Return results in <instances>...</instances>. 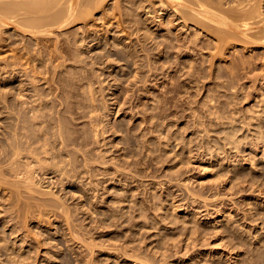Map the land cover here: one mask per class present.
Returning <instances> with one entry per match:
<instances>
[{
    "label": "rangeland",
    "instance_id": "374dc122",
    "mask_svg": "<svg viewBox=\"0 0 264 264\" xmlns=\"http://www.w3.org/2000/svg\"><path fill=\"white\" fill-rule=\"evenodd\" d=\"M113 1L66 35L0 33V139L47 147L29 143L25 155L35 154L14 164L36 176L12 170L9 154L3 178L51 191L26 208V186L11 199L0 182V264H264V44L240 35L224 47L172 9L146 15L130 0L121 17ZM55 123L68 147L51 142Z\"/></svg>",
    "mask_w": 264,
    "mask_h": 264
},
{
    "label": "bare ground",
    "instance_id": "6f19581e",
    "mask_svg": "<svg viewBox=\"0 0 264 264\" xmlns=\"http://www.w3.org/2000/svg\"><path fill=\"white\" fill-rule=\"evenodd\" d=\"M106 1H108V0H0V33L1 32H3V28H7V27H11L13 30L14 29H16V30H18V31H23V32H30V34L32 33L33 35L35 34H38V37H40L39 36V34H41V35H43V33H44V35H48V34H50V35H52V33H54V32H57V31H59V33H60V31H63V30H66V29H68L69 28V25L71 26L73 23H75V22H79V21H81V20H83V22L84 21H86L85 20V18L84 17H89V16H91V18H92V13H91V11L93 10V11H95V10H101V8L103 7V8H105V3H106ZM112 1V0H111ZM115 1V0H114ZM113 1V2H114ZM117 2H118V4H117V2H116V6H115V8L113 7V9H116L115 10V12L113 13V11H111L113 14H116L117 13V10L119 9L120 10V14H121V12H122V14H124V13H126L125 14V16H123L122 14L121 15H119V16H121V17H126L127 16V12H124V11H127V9H125V8H127V7H125V5H126V3H129V2H131L130 0H116ZM138 1V5H139V3L141 4V5H139V8L141 7V8H143L144 9V12H145V14L146 15H150L151 13H153V10L152 9H155L156 11H155V13L157 14L158 13V11H160V10H166V11H168V9H172L173 10V12L176 14V15H178L179 16V19L182 21V23H183V26L184 27H187V28H191V27H193L194 29H196V31H195V34L197 35V36H199L200 34H202V33H204V32H207L208 34H210L211 36H212V34H213V36L215 37L214 38V40L218 37V38H221V39H218V40H220L219 41V43L221 42V43H223V45L227 42V43H229V41L230 40H232V38H234V39H236V38H238V39H241V38H245V39H247L248 41L246 42V43H250V42H252V44H254L255 43V45H260V44H264V0H159V2H157V3H159V4H161L162 5V7H160L159 9H156V7H155V0H135V2H137ZM109 3V2H108ZM133 2H131V3H129L128 5L129 6H131L130 4H132ZM113 4V3H112ZM111 4V5H112ZM133 4H135V3H133ZM110 5V6H111ZM160 5V6H161ZM114 6V5H113ZM133 6V5H132ZM136 7H137V5H136ZM148 7H151L150 9H148V10H146ZM107 8H111V9H109V11L110 10H112V7H109V6H107ZM106 9V8H105ZM103 11H106V10H103ZM109 11H108V13H109ZM111 12L109 13V14H111ZM108 13H106V14H108ZM89 14V15H88ZM103 14H105V12H103ZM107 15V16H113V14H111V15ZM117 15V14H116ZM106 16V17H107ZM115 16V15H114ZM102 17H105V16H102ZM155 18L156 17H162V15H156V16H154ZM91 18H86V19H89L90 21H91ZM148 18V17H147ZM146 18V19H147ZM145 19V20H146ZM149 19H147V21H148ZM106 21V20H105ZM127 22V21H126ZM88 23H89V21H88ZM153 23V22H152ZM141 24V23H140ZM161 24H162V26H163V23L161 22ZM189 24H191V27L189 26ZM85 25V24H84ZM72 26H74V25H72ZM78 26H80V25H78ZM82 26V25H81ZM127 27H128V29H127ZM130 30L132 29V26L130 25ZM154 27H158V25H155ZM72 28V27H71ZM7 29H9V28H7ZM126 29L127 30H129V25H127L126 26ZM155 29V28H154ZM6 30V29H5ZM4 30V31H5ZM69 30V29H68ZM108 30V29H107ZM70 31V30H69ZM71 31H73V29H71ZM70 31V32H71ZM113 31V30H112ZM6 32V31H5ZM22 32V33H23ZM64 33L63 34H67V33H70V32H67V30L66 31H63ZM110 32V31H109ZM4 33V32H3ZM3 33H2V35H3ZM7 33V32H6ZM27 33V34H28ZM212 33V34H211ZM8 34V33H7ZM14 34H16V32H13V35L12 36H14ZM17 34H19L18 32H17ZM54 34H56V33H54ZM60 34H62V33H60ZM65 34V35H66ZM2 35H0V37L2 36ZM21 34H19V36H20ZM25 35H26V33H25ZM50 35H48V36H50ZM65 35H63V36H65ZM68 35H70V34H68ZM71 35H72V33H71ZM70 35V36H71ZM112 35V34H111ZM241 35V38L240 37H237V36H240ZM4 36H6V35H4ZM3 36V37H4ZM10 35H8L7 37H9ZM12 36H10V38L12 37ZM15 36H17V35H15ZM15 36L14 37H12V38H15ZM24 36V34L22 35V37ZM28 36V35H27ZM7 37H4V38H7ZM37 37V38H38ZM67 37V36H66ZM66 37H64V39L66 38ZM179 37H181V36H179ZM9 39V41L11 42V44H13L15 41H14V39ZM23 38H27V37H23ZM34 38H35V36H34ZM73 38V35L70 37V38H68V39H72ZM85 38V37H84ZM84 38H81L82 39V41L83 40H85ZM88 38V37H87ZM243 38V40H245ZM1 39V38H0ZM67 39V38H66ZM65 39V41H68L69 42V40L67 39L66 40ZM120 39V37L117 39V40H119ZM184 39V38H183ZM12 40L14 41L13 43H12ZM16 40V39H15ZM62 40H63V38H62ZM61 40V41H62ZM73 40V39H72ZM72 40H70V41H72ZM120 40H122V39H120ZM212 40H213V38H212ZM229 40V41H228ZM2 41V40H1ZM4 41H6V40H4ZM60 41V40H59ZM59 41H58V43L57 44H59ZM65 41H62V42H65ZM74 41V40H73ZM77 41V40H76ZM87 40H85V42H86ZM3 42V41H2ZM9 42V43H10ZM78 42V41H77ZM231 42V41H230ZM6 43H8V42H6ZM9 43H8V45H9ZM36 43L38 44V43H41L40 41H37L36 40ZM219 43H218V46L219 47H221V48H224L225 47V45H224V47H222L223 45L221 44V45H219ZM232 43V42H231ZM1 44V43H0ZM10 44V45H11ZM36 44V45H37ZM64 43H60V47L59 46H56V47H58V48H62V49H66V47L67 46H65L66 45V42H65V45H64V47L65 48H63V45ZM68 44V43H67ZM191 44V43H190ZM251 44V45H252ZM4 45V44H3ZM42 45V44H41ZM45 45V44H44ZM40 46V45H39ZM45 46H43V48H44ZM68 47H70V45L68 46ZM67 47V48H68ZM219 47H218V49H219ZM42 48V47H41ZM187 48L190 50L191 49V46L190 45H188L187 46ZM69 49V48H68ZM68 49H66L67 50V52H68ZM61 50V49H60ZM255 50V49H254ZM30 51V50H29ZM220 51H221V49H220ZM60 52H62L61 54H63V55H66L64 52L65 51H60ZM66 52V53H67ZM68 54V53H67ZM104 56V55H103ZM31 57H33V56H31ZM65 57V56H64ZM30 58V57H29ZM67 59V58H66ZM7 63H9V62H7ZM1 64V63H0ZM235 65V64H234ZM233 65V66H234ZM235 67V66H234ZM1 69V68H0ZM2 70H4V69H1L0 71H2ZM1 73H3V72H0V74ZM3 76H4V74H3ZM1 78V77H0ZM0 83L1 84H3L4 82L2 81V79H0ZM4 85V84H3ZM3 88V87H2ZM22 94V93H21ZM24 94V93H23ZM20 95V94H19ZM128 95L129 94H127V95H125L124 96V100L125 101H123V102H121V103H125L126 104V102H128L127 101V98H129V97H132V96H129L128 97ZM130 95H132V94H130ZM4 97V99H5V96H3ZM23 95H21L20 97H19V100L21 101V103H22V101H25V100H23ZM94 96H92V98H93ZM15 98H17V97H15ZM20 98H22V99H20ZM116 98H117V96H116ZM115 98V99H116ZM3 98H2V100L3 101H5ZM18 99V98H17ZM91 99V98H90ZM114 99V98H113ZM113 99H112V101H113ZM130 99V101H131V98H129ZM8 100V99H7ZM6 100V101H7ZM19 100H15V102L17 101V103L19 104ZM93 100V99H92ZM117 100H120V99H117ZM116 100V101H117ZM9 101V100H8ZM7 101V102H8ZM12 101H13V103L11 102V100H10V102H11V104H17V103H15L14 102V99L12 98ZM36 101H38V100H36ZM95 101V100H94ZM116 101H114V102H116ZM9 102V103H10ZM26 102V101H25ZM25 102H23V105H24V103ZM62 103H64L63 101H61ZM93 102V101H92ZM0 103H1V101H0ZM9 103H7V104H9ZM62 103H61V106L60 107H64V106H62ZM113 103V102H112ZM130 103V102H129ZM92 104H94V103H92ZM116 104V103H115ZM120 104V103H119ZM124 104V105H125ZM2 105H6V103H4L3 104V102H2ZM23 105H21V107H24ZM124 105L122 106V109H123V107H124ZM11 106V105H10ZM7 106L8 108H12V110H13V106ZM14 106H16V105H14ZM34 106V105H33ZM37 106H39V104L37 105ZM56 106V105H55ZM121 106V105H120ZM7 107H5V106H3V110H6L7 109ZM17 107V106H16ZM16 107H15V109H16ZM35 107V106H34ZM31 108V109H35L36 110V114L37 113H39V112H37V111H39L40 109L39 108ZM57 107V106H56ZM67 107L68 106H66L65 107V109L67 110ZM94 107V110L97 108V107H95V105H93V106H91V113H93V108ZM2 109V108H1ZM18 109H20V110H18V111H20V112H17V113H21V111L23 110V109H21V108H19L18 107ZM39 109V110H38ZM56 109V108H55ZM63 109V108H62ZM69 109H71L70 107H69ZM68 109V110H69ZM82 109V108H81ZM81 109H79V111H83L84 112V110H81ZM120 109V108H119ZM118 109V111H120ZM121 109V110H122ZM3 110H1V113H2V111ZM60 110V109H59ZM65 110V111H66ZM8 111V110H7ZM32 111H34V110H32ZM41 111V110H40ZM57 111L58 110H56V113H57ZM71 111H73V110H71ZM89 111V112H90ZM97 111V110H96ZM123 111V110H122ZM4 112V111H3ZM35 112V111H34ZM66 112H68V111H66ZM65 112V113H66ZM5 113V112H4ZM62 113H64V110H63V112ZM64 113V114H65ZM73 113H77L76 111H73V112H71V114H73ZM96 113V112H95ZM36 114L34 113V115L36 116ZM86 114V113H85ZM58 115H60V113H58ZM63 114H61V116H60V118H59V116H58V118L61 120V119H63L62 117H64V116H62ZM76 115H78V116H80L78 113L77 114H75V115H73V116H76ZM91 115V114H90ZM37 116H38V114H37ZM34 117V118H39V116L38 117ZM86 116V115H85ZM55 117H57V115L55 116ZM82 117V116H81ZM93 117V116H92ZM98 117V116H97ZM75 118V117H74ZM76 118H77V116H76ZM75 118V119H76ZM89 119H90V117H88ZM95 117H93V118H91L90 120H93ZM57 118H55V121H58V120H56ZM62 122H63V120H61ZM61 121H58V122H61ZM97 120L95 119L93 122H94V124H95V122H96ZM23 122V121H22ZM61 122V124H63L64 122H65V120H64V122L62 123ZM92 121H90V123H91ZM99 122V121H98ZM20 123V122H19ZM19 123H17L18 125V127L16 128V125L15 126H11V128L10 129H15L16 128V130H14V133H16V131L18 132H20V130H22V126H21V124H19ZM24 123V122H23ZM97 123V122H96ZM7 124V123H6ZM65 124V123H64ZM94 124H93V127H95L94 126ZM102 124V123H101ZM101 124H100V129H101ZM8 126H6V127H10V125L11 124H7ZM20 125V126H19ZM55 125L57 126L58 124H56L55 123ZM95 125H97V124H95ZM99 125V124H98ZM97 125V126H98ZM3 126V125H2ZM61 126H63V125H58V127H55V138H52L51 139V142H54L55 141V145H58V144H61V146H62V144L64 145L63 146V148H65L67 145H69V143L68 142H70L69 140H71L70 138L71 137H69L68 136V134H70L69 132H67V130H64L65 128H66V124H65V126H63V128L61 127ZM96 126V128H94V129H97V132L99 133V131H98V127ZM0 127H1V125H0ZM4 127V126H3ZM2 127V128H3ZM15 127V128H14ZM19 127H22V128H20L19 129ZM56 128H57V130H56ZM61 128L63 129V131L61 130ZM17 129H19V130H17ZM99 129V130H100ZM107 130V129H106ZM106 130L104 131V132H106ZM49 131V130H48ZM68 133H66V132ZM102 131V135H104V132ZM3 132H5V131H3ZM50 132V131H49ZM67 135H66V134ZM6 134V133H5ZM5 134H3V135H5ZM16 134H19V133H16ZM101 135V136H102ZM6 136V135H5ZM14 136H15V134L13 135V136H11L9 139H12V140H15V141H13L12 143V145H11V147H10V145H8V143H6L7 145H5V141L4 142H2V140H3V138L2 139H0V143H4V145L5 146H8V147H5L4 145H0L1 146V149H2V147H5L6 148V150L8 149L9 150V148H10V150L12 149V152L11 151H6V152H4L3 150H2V152L3 153H1V151H0V153H1V155H4V153H6L5 154V156H9V154H11V155H13V157H12V159H11V161H9V162H11L10 164H8L9 162H6V159L7 158H11V155L9 156V157H3V156H1L0 158V182L2 183V184H5V182H7V180L5 181V179L3 178V177H5L4 175H7L8 174V171H7V169H9V167H11L12 168V170H13V168H15L14 167V164L16 165H21V164H19V162H18V160H16L17 158H19L20 157V155L23 153L22 151L24 150V155H25V153H28L27 151H25V149H23V147L25 148L26 146L27 147H32L33 148V146L31 145V146H28V144L29 143H31V144H33L31 141L30 142H26V140L28 141L29 140V137H28V139H26L25 141H24V143H28V144H22L23 142H22V140H24V138L19 134V135H16L17 136V138H16V136H15V138H14ZM20 136H21V139H20ZM23 136H25L24 134H23ZM98 136H100V134L98 135ZM19 137V138H18ZM31 137V136H30ZM35 137H38V136H35ZM40 137V136H39ZM51 137H53V136H51ZM14 138V139H13ZM46 138V137H45ZM43 139V140H41L42 142H44L45 140H47V138L46 139ZM49 138V137H48ZM42 139V138H41ZM55 139V140H54ZM12 140H10V141H12ZM31 140H35L34 138L32 139L31 138ZM38 141L40 140V139H37ZM52 140H54V141H52ZM8 141V140H7ZM48 141V140H47ZM9 142V141H8ZM40 142V141H39ZM10 143V142H9ZM37 143V141H35V145H34V149H35V147H36V145H39V143L38 144H36ZM41 143V142H40ZM49 142H47L46 144H47V146H49L50 145V143L48 144ZM58 143V144H57ZM52 144H54V143H52ZM43 145H45V142L43 143ZM43 145H39V146H41V149H43V148H47L46 146L44 147ZM59 146V145H58ZM56 147V146H55ZM68 147V146H67ZM37 149H36V151H38V147H36ZM57 148V147H56ZM59 148V147H58ZM58 148H57V150H58ZM63 148H61V149H63ZM30 149V148H29ZM29 149H27V150H29ZM30 150H33V149H30ZM29 150V151H30ZM39 150H40V148H39ZM43 150H45V149H43ZM47 151H49L48 149H46ZM57 150H55V151H57ZM35 151V150H34ZM35 151V152H36ZM52 151H53V149H52ZM61 151V150H60ZM63 151V150H62ZM8 152V153H7ZM9 152H11V153H9ZM31 152V153H30ZM29 152V154H26L25 156L27 157V155L29 156L30 155V157H31V155H34V154H32V151H30ZM46 151H44V153H45ZM58 153H59V151H57ZM49 153V152H48ZM48 153H46V154H48ZM36 154H37V152H36ZM38 154H39V152H38ZM37 154V155H38ZM57 154V153H56ZM60 154V153H59ZM58 154V155H59ZM49 155V154H48ZM22 156V155H21ZM4 159H3V158ZM23 157V156H22ZM21 157V158H22ZM25 157V159H27ZM49 157H51L50 155H49ZM19 160H21V159H19ZM24 160V158L22 159V161ZM30 160V159H29ZM28 160V162H27V166H29L30 165V161ZM4 162H5V164H4ZM21 163V162H20ZM32 163V162H31ZM6 164H8V165H11V166H9L8 168H4V166L6 165ZM29 164V165H28ZM55 164L57 165H55L56 167H60V166H58L59 164H58V162H55ZM7 165V166H8ZM31 167H33L32 165H30ZM26 168V166L25 165H23V166H21L20 168H22L21 170H22V172H24L23 170V168ZM15 169H17L15 172H19V167L18 168H15ZM29 168L27 167L26 169H25V173H28V171L30 170H28ZM32 170H33V172L35 171L33 168H32ZM11 170H9V172H10ZM31 171V170H30ZM7 174H6V173ZM22 172H19V174H21ZM31 173V172H29L30 174H34V173H36V172H34V173ZM14 173V172H13ZM17 173H14V175H18ZM24 173V174H25ZM28 173V174H29ZM10 175H12V172L11 173H9ZM48 174V173H47ZM56 175V174H55ZM26 176H27V178H29L30 177V175H27L26 174ZM34 176H36L35 174H34ZM34 176H32L33 178H35ZM52 177H54V175L53 176H50L49 177V179L51 180L52 179ZM6 178V177H5ZM24 178V177H23ZM26 178V179H27ZM33 178L31 179V180H29L30 182H32V180H33ZM1 179H4V180H1ZM19 179V181L21 180V182L22 181H25L24 179H20V178H18ZM30 179V178H29ZM2 181H4V182H2ZM8 181H10V180H8ZM17 181V180H16ZM35 181V180H34ZM32 182V183H34V185L32 184V183H30V184H27V185H29V187L28 186H26V185H23L25 182L26 183H28V180L27 181H25L23 184L22 183H20L19 182V184H21V185H19L18 184V182L16 183V182H14V181H10V182H13L12 183V185H11V183L10 182H8V183H10V184H8V185H6L5 187L7 188V187H10V188H12V189H16L17 188V190H15V191H17V192H13L12 191V189H10V188H8V190L10 189L11 191H8V193L9 192H11L10 194H12L11 195V199H13L14 197L16 198V196H18V195H16V193L18 194V193H20L19 195L20 196H22V195H24V193H27V192H29L30 194L29 195H31V197H28L29 195H27V194H25L24 195V197H25V199H27L28 200V202H27V200L25 201V206L27 205V206H29L28 204H26V203H29V199H31V203H32V198L35 196V193H37V192H39L38 194H42V195H46V194H49V193H51V191H41L40 189H37V187H39L40 186V188H42V185H38V186H35V184H36V182ZM57 182V181H56ZM16 183V184H15ZM25 183V184H26ZM15 184V185H14ZM11 185V186H10ZM30 185H32V187H36V189L35 188H32ZM13 186H16L15 188H13ZM23 186V187H22ZM24 186H26V188L24 187ZM1 188H3V186L1 187ZM21 188L23 189V193L21 194ZM27 190V192L25 191V189ZM28 188H29V190L31 191H28ZM35 189V190H34ZM40 190V191H39ZM33 192V193H32ZM13 193H15V195L13 194ZM32 193V194H31ZM10 195H8V197H9ZM20 196H18L19 198H20ZM4 197V196H3ZM24 197H22V198H24ZM35 198V197H34ZM36 199V198H35ZM34 199V200H35ZM5 200H7V199H5ZM9 200H10V197H9ZM9 200H7V201H9ZM21 200V199H20ZM38 200V199H37ZM11 201H14V200H10L8 203H5V204H10L9 206H11L12 205V203L14 204V202H12V203H10ZM3 202V201H2ZM2 202H0V203H2ZM5 202V201H4ZM3 202V203H4ZM16 202H19V204L21 203V201H17V199L15 200V203ZM2 203V204H3ZM34 204H32V205H36L35 203H37V204H39L38 202H33ZM19 204H16V205H18V206H16V207H19V208H21V209H19V211H21L24 207L22 206V204H20L21 206H19ZM32 205H30L31 207H33ZM27 206H26V208H27ZM56 206H58L59 207V205H56ZM11 207H14L13 205L11 206ZM31 207H28V209H30ZM16 262H17V260H16ZM18 264V263H17Z\"/></svg>",
    "mask_w": 264,
    "mask_h": 264
}]
</instances>
